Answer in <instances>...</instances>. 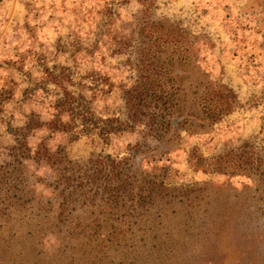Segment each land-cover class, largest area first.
<instances>
[{"label":"rangeland","instance_id":"374dc122","mask_svg":"<svg viewBox=\"0 0 264 264\" xmlns=\"http://www.w3.org/2000/svg\"><path fill=\"white\" fill-rule=\"evenodd\" d=\"M146 24L180 39L174 57L183 59L164 64L157 88L177 91L173 119L196 108L191 90L201 93L205 79L224 100L234 92L228 113L194 131L172 125L160 137L157 123L168 115L160 116L162 99L148 98L143 121L152 119L154 129L138 123L100 133L101 120L124 121L125 91L147 80ZM158 55L163 61L168 51ZM64 90L86 105L96 127L84 130L79 120L67 131L50 127ZM30 117L42 125L28 131V147L64 155L80 175L106 155L128 157L129 173L169 188L163 223L137 228L134 217L119 218L114 239L122 244L106 240L102 254L95 243L112 228L96 218L111 224L115 215L101 190L90 198L95 185L84 182L89 199L67 211L81 225L75 237L60 242L67 223L39 237L34 221L56 213L63 185H49L56 172L44 160H16V135ZM0 264H264V0H0Z\"/></svg>","mask_w":264,"mask_h":264},{"label":"trees","instance_id":"16d2710c","mask_svg":"<svg viewBox=\"0 0 264 264\" xmlns=\"http://www.w3.org/2000/svg\"><path fill=\"white\" fill-rule=\"evenodd\" d=\"M146 27L149 28L151 31L150 35L153 37V39H150L151 45L149 50L151 52L149 55L148 53L146 54L148 55V62L144 68V78L147 80L142 83H137L125 91L126 118L124 121L119 120L117 117H108L105 120H101L104 122V125L100 127V133L105 135L110 132H120L138 123H143L148 130L154 129L152 128L154 125L152 119L150 120L151 123L143 121V117L148 114L147 108L150 105L148 98L153 100L162 99L163 108L161 109L160 116L166 117L168 115L167 119L160 120L157 123L156 129L163 131L162 134L158 135L160 137L168 132L172 125H176V128L185 127L188 130L191 129L194 131L213 124L221 116L228 113L235 104L236 95L234 92L227 89L230 96L228 100H224L220 96L219 90L213 88L210 81L205 79V82L208 84L203 87L201 93L197 89L191 90L192 94L199 97L196 108L190 106V110L188 109L186 116L182 120L177 118L173 119L172 108L177 107L178 98H174L177 91H166V94H163L162 90H158L157 88H160L162 81H165L163 74L166 72V65L164 64H172L174 61L180 62L183 59L180 54L176 58L174 57V53L181 47L180 39L178 36H175L173 30H164L160 26L151 24H146ZM165 50L168 51V55L163 61H160L161 56L158 53ZM186 51L187 55L185 59H188V61L191 60V65L197 69V72L201 76H206L203 70L196 64L195 55L190 50ZM168 75L167 80H172L173 78L170 73ZM78 99V96H74L70 91L64 90L63 95L55 100V117L49 121L51 128L59 131H67L77 120H79L84 130L90 127H96L97 119H94L89 114L85 104L77 102ZM63 113L69 116L67 120H63L61 117ZM40 125L42 124L38 119L30 117L17 132L16 145L14 146L18 163L21 162L22 158H32L35 162L44 160L56 172L54 182L49 183V185L54 188L63 185V188L55 193L59 197L56 205V213L52 217H42L37 222L34 221L36 217L32 218L34 225L37 227L35 231L39 233V237L45 233V229L52 231L53 228H57L58 231H61L66 223V232L61 237L60 242L64 245L67 243L66 238L72 239L75 237L73 231L80 224L68 218L67 211L71 209L69 208L70 203L78 200L84 202L89 199V194H87L89 191H81L79 187L84 182L90 183L91 186L95 185V191L91 193L90 198L98 195V189L101 190L100 198L104 201L105 208L109 209V214L115 215L107 217V219H111V224L107 221L105 224H102L99 221L100 219L96 218V223L100 227L108 224L112 228L110 233H102L105 236L104 238L98 241L95 240L97 241L95 244L99 246L97 250L101 251L102 254L107 249V246H105L106 240L110 245L116 246L122 244V241L114 239L116 236L114 233L116 231L114 221H117L119 218L134 217V223L137 228H143L144 225L146 228H152V221L157 225L163 223L162 219L166 216L169 206L172 203L170 198H173L168 193L169 188L162 183L146 178L144 175H138L134 172L129 173L130 166L128 165V157L115 159L106 155L94 162V168L91 172H84L80 175L78 173L79 167H76L77 163L75 162V164L68 160L64 155H59L58 152L51 153L45 145H38L33 150L28 147V131L38 128ZM218 159L225 160L224 162L226 163H232L230 158L223 159V156H218ZM228 172L230 174L237 173L236 170H230ZM47 212L49 211L47 210ZM102 221H105V219H102ZM85 224L89 226L90 223ZM127 226L131 229L130 221H128ZM80 229L83 230L84 226ZM87 240L90 239L87 238Z\"/></svg>","mask_w":264,"mask_h":264}]
</instances>
